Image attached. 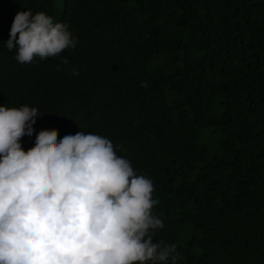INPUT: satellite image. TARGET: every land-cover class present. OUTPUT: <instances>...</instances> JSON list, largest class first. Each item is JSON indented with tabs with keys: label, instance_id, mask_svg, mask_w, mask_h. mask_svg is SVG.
<instances>
[{
	"label": "trees",
	"instance_id": "1",
	"mask_svg": "<svg viewBox=\"0 0 264 264\" xmlns=\"http://www.w3.org/2000/svg\"><path fill=\"white\" fill-rule=\"evenodd\" d=\"M26 9L75 48L18 63ZM0 105L41 114L25 151L42 129L107 137L152 181L176 264H264V0H0Z\"/></svg>",
	"mask_w": 264,
	"mask_h": 264
},
{
	"label": "clouds",
	"instance_id": "2",
	"mask_svg": "<svg viewBox=\"0 0 264 264\" xmlns=\"http://www.w3.org/2000/svg\"><path fill=\"white\" fill-rule=\"evenodd\" d=\"M8 37L20 64L77 44L66 23L31 9L16 12ZM39 115L0 105V264H176L177 245L154 240L164 224L152 181L91 132L57 141L42 129L25 151L20 138Z\"/></svg>",
	"mask_w": 264,
	"mask_h": 264
}]
</instances>
